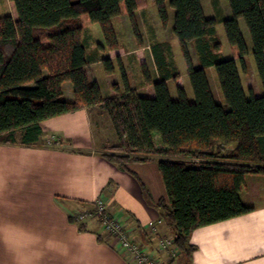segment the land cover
I'll return each mask as SVG.
<instances>
[{
	"label": "trees",
	"instance_id": "16d2710c",
	"mask_svg": "<svg viewBox=\"0 0 264 264\" xmlns=\"http://www.w3.org/2000/svg\"><path fill=\"white\" fill-rule=\"evenodd\" d=\"M9 1L13 14L0 16V144L34 146L43 136L45 121L97 106L108 112L118 137L104 158L131 174L130 164L159 163L168 195L156 207L180 254L192 256L196 251L191 237L197 229L253 210L240 194L248 175H264V0H229L233 17L224 24L232 58L222 56L219 20L206 16L202 0L169 1L176 11L173 34L186 60L192 101L177 73L154 82V98L139 96L120 57L123 89L115 85L116 94L105 96L97 83L89 81L85 27L99 24L105 48L121 54L114 18L129 16L141 44L136 14L149 0ZM155 4L168 26L167 0ZM241 18L252 38L261 96H248L243 84L239 63L246 70L249 48ZM189 43L199 55V68ZM104 65L109 74L116 71L111 60ZM209 67L217 71L224 103L213 94ZM145 74V82L151 84L146 67ZM169 78L174 79L176 99ZM66 82L74 86L72 101L63 98ZM80 204L96 209V204ZM79 226L82 230L83 223Z\"/></svg>",
	"mask_w": 264,
	"mask_h": 264
},
{
	"label": "crops",
	"instance_id": "0c3cea01",
	"mask_svg": "<svg viewBox=\"0 0 264 264\" xmlns=\"http://www.w3.org/2000/svg\"><path fill=\"white\" fill-rule=\"evenodd\" d=\"M136 19L141 44L129 16L117 17L116 26L113 21L124 49L121 54L105 48V37L97 41L89 34L87 76L105 96L116 94L115 85L124 86L119 79L100 80L96 68L105 66L106 60L115 65L118 57L139 96L154 98V82L170 74H180L183 83L188 76L175 60L179 41L173 34L175 15H169L166 28L159 13L147 7L137 11ZM188 47L199 68L194 44ZM143 67L150 72L151 84L141 76ZM167 83L169 89L175 84L173 78ZM63 92L65 100H74L71 82L64 83ZM42 127L43 136L34 146L0 144V264H135L95 219L84 222L82 230L71 221L69 215L83 206L80 203L95 204L99 198L165 264H264V175H248L240 194L252 211L197 229L191 237L197 248L193 255L178 253L171 258L158 250L162 240L173 236L156 207L168 195L159 163L130 164L134 175L104 158L118 137L108 112L97 106L49 119Z\"/></svg>",
	"mask_w": 264,
	"mask_h": 264
},
{
	"label": "rangeland",
	"instance_id": "374dc122",
	"mask_svg": "<svg viewBox=\"0 0 264 264\" xmlns=\"http://www.w3.org/2000/svg\"><path fill=\"white\" fill-rule=\"evenodd\" d=\"M72 1L77 2L78 0H72ZM149 1L150 2L147 8L150 11H153L154 13L158 15V10L155 4V0H149ZM169 1L170 0H167L168 14L170 16H173L175 15L176 11L169 5ZM202 4L204 5V9L208 17H217L219 20L216 29H217V36L222 42V48H223L222 56L224 58L234 57L232 49L228 41V37L226 34V30H225V24H224L226 19L233 17L229 0H202ZM10 12L13 14V8H12L11 2L9 0H0V16L10 14ZM113 21L116 26L117 17H115ZM239 23L241 24V27L243 30L242 32L244 33V37L246 39V42L249 48V54L245 57L246 70L242 67L241 63H239L243 84L248 93V96H250L251 94H254L255 96H260L263 93V88H262L261 80L258 77L257 71H256V64H255L254 57H253V42H252V38L250 35V31L243 18L240 19ZM95 31L98 33L97 36H95ZM90 32H92L94 35L92 39L95 38V40L97 41L101 38L104 39V34L99 24L89 25L88 27H85V30H84L85 44L88 45L92 40L89 37ZM175 53H176L175 60H176L178 67L187 70L186 60L182 53L179 41H177V46L175 47ZM115 67H116V71L113 74H109L105 66H102V65L98 66L96 68L97 76L100 78V80H105L107 77H109L114 80L119 79L123 83L122 72H121L119 63H116ZM148 73L150 74L149 71ZM207 73L209 76V80H210L212 91H213L215 98H217L218 101H221V103H224L225 98H224V95H223V92H222V89H221V86L218 80L216 69L213 68L211 70H208ZM141 76L144 79L146 78L145 67L142 68ZM184 84L186 86L185 88H186L188 98L191 101L194 100L195 95H194V91L191 85V81L188 76L184 80ZM170 91L173 97L178 98V92H177V88L175 84H170Z\"/></svg>",
	"mask_w": 264,
	"mask_h": 264
},
{
	"label": "built area",
	"instance_id": "2783aa9c",
	"mask_svg": "<svg viewBox=\"0 0 264 264\" xmlns=\"http://www.w3.org/2000/svg\"><path fill=\"white\" fill-rule=\"evenodd\" d=\"M95 204V211L82 206L72 211L69 216L74 219L75 223L79 224L89 219H95L106 233L112 234L117 239L119 249L129 262L135 264H165L158 253L150 251L135 238L133 231L127 223L123 222L121 217L111 213L107 201L99 198ZM154 226V223H151V227L154 228ZM158 250L170 254L171 258L176 257L179 253L173 236L162 240Z\"/></svg>",
	"mask_w": 264,
	"mask_h": 264
}]
</instances>
